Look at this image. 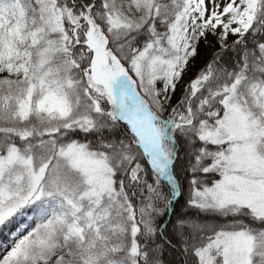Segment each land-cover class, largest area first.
I'll return each mask as SVG.
<instances>
[{"label":"snow or ice","instance_id":"obj_1","mask_svg":"<svg viewBox=\"0 0 264 264\" xmlns=\"http://www.w3.org/2000/svg\"><path fill=\"white\" fill-rule=\"evenodd\" d=\"M181 144L228 221L191 225L193 264H264V0H0V226L33 213L0 264H162Z\"/></svg>","mask_w":264,"mask_h":264},{"label":"trees","instance_id":"obj_2","mask_svg":"<svg viewBox=\"0 0 264 264\" xmlns=\"http://www.w3.org/2000/svg\"><path fill=\"white\" fill-rule=\"evenodd\" d=\"M217 51H211L206 45L205 39H202L198 45L197 56L202 55L207 60L205 63H207L212 59L213 53ZM232 58L233 53L227 52L224 54V62L229 65L232 62ZM191 65L192 62H190L188 67H190ZM204 66L205 64L202 66V68ZM178 98H176L172 102V104H175ZM89 139H91V137H89ZM189 159L190 158L187 155L186 148L183 144H181L179 147V154L175 171L181 184L182 194L180 197L175 198L169 210L162 216L158 217L155 221L157 225V235L155 237V243L160 245V251L162 252V264H193V258L185 252V245L183 242L185 238H188L189 242L191 243L190 237L193 233V228L191 227V225L197 223L219 225L228 222L226 218L208 213H202L187 204L190 192L189 180L191 179V176L187 171L189 166ZM216 178L218 177L213 175H209L207 177L209 181ZM165 191H167L166 188ZM180 220L185 222L182 229L183 235H181V230H179L177 227V221ZM4 234V226H0V238H4Z\"/></svg>","mask_w":264,"mask_h":264},{"label":"rangeland","instance_id":"obj_3","mask_svg":"<svg viewBox=\"0 0 264 264\" xmlns=\"http://www.w3.org/2000/svg\"><path fill=\"white\" fill-rule=\"evenodd\" d=\"M218 2H220V0H218ZM224 2H226V0H224ZM235 39V36L230 35L228 37L227 43L229 44ZM205 43L211 51H217L220 48V45L217 43L216 37L213 35H208L207 39H205ZM206 61L207 60L202 55L197 56L193 61H191L192 65L188 67L189 69L184 75V79L181 84L183 85L191 78H193L196 73L202 68V66L206 64ZM178 97H180L179 89L177 90L175 96H173L172 102ZM32 216L33 213L29 212L25 217H18L15 222L4 226V238H0V254H4L5 250L11 247L14 239L23 232L24 228L32 224Z\"/></svg>","mask_w":264,"mask_h":264}]
</instances>
